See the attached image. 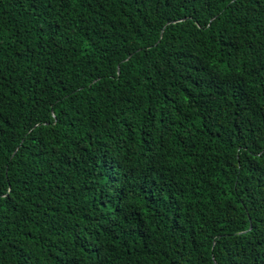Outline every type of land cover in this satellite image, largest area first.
Listing matches in <instances>:
<instances>
[{"label":"trees","instance_id":"16d2710c","mask_svg":"<svg viewBox=\"0 0 264 264\" xmlns=\"http://www.w3.org/2000/svg\"><path fill=\"white\" fill-rule=\"evenodd\" d=\"M0 264H264V0H0Z\"/></svg>","mask_w":264,"mask_h":264}]
</instances>
